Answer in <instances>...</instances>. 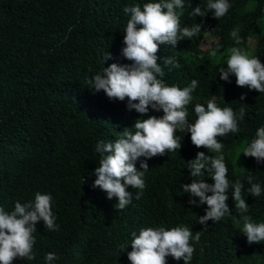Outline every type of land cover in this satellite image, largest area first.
Segmentation results:
<instances>
[{
	"label": "trees",
	"instance_id": "1",
	"mask_svg": "<svg viewBox=\"0 0 264 264\" xmlns=\"http://www.w3.org/2000/svg\"><path fill=\"white\" fill-rule=\"evenodd\" d=\"M147 2L158 0H0V206L10 212L15 201L34 200L37 191L51 194L59 227L48 231L43 221L38 222L35 259L17 258L13 264H45L48 252L59 257L53 264H130L127 253L133 231L187 225L195 234L204 227L197 218L205 214L207 205L189 204V199L197 204L199 200L181 188L192 181L186 163L205 150L191 143L190 133L177 131L183 136L177 152L147 159L143 194L136 199L138 190L129 188L133 199L124 210L116 208L115 197L109 200L104 191L93 187L100 158L96 142L114 141L138 118L163 115L162 110L149 109L146 115L128 110L127 98L109 100L102 90L92 94L84 84L85 77L103 66L130 63L120 54L130 18L123 9L142 8ZM207 2L184 0V7L177 9L181 25L199 23L201 32L179 41L175 48L161 45L157 63L164 68L168 85L183 88L193 79L199 82L187 106L189 122L196 119L195 104L206 107L213 97L220 107L236 112L245 108L241 131L217 139L224 144L228 179L244 183L249 211L239 213L230 189L226 201L230 216L217 223L206 222L207 230L194 242L191 264H264V241L248 244L241 233V215L264 222V162L246 157L243 170L236 173L227 155L234 145L244 140L249 144L264 126V93L237 86L234 75L221 80L218 69L227 66L210 61L201 50L206 36L229 48H244L251 38L255 47L249 53L264 64V0H229L232 6L219 20L211 12L204 17L190 15L197 6L206 9ZM233 30L242 38L239 45L230 35ZM106 51L112 59L103 65L101 57ZM168 56L175 57L181 67L168 71L171 65L165 66L163 60ZM242 94L244 100H240ZM245 170L251 172L253 183L261 185L259 197L247 193L250 185L243 179L248 174ZM203 179L212 183L206 171ZM122 244L129 245L120 252ZM167 264L183 261L169 256Z\"/></svg>",
	"mask_w": 264,
	"mask_h": 264
},
{
	"label": "clouds",
	"instance_id": "2",
	"mask_svg": "<svg viewBox=\"0 0 264 264\" xmlns=\"http://www.w3.org/2000/svg\"><path fill=\"white\" fill-rule=\"evenodd\" d=\"M231 6L229 0H208L206 9L197 6L192 8L190 15L204 17L211 12L219 20ZM183 7L184 0L147 2L142 8L140 5L124 7V13L130 18L127 20L120 54L130 63H111L90 78H84V84L92 94L102 90L109 100L124 101L127 98L128 110H135L141 115H146L149 109L163 112L159 117L151 115L147 119H136L134 125L125 127L114 141L100 139L96 142L95 152L100 158L99 166L94 169L96 179L93 187L104 191L109 200L115 197L118 210H124L132 202L133 193L128 191L129 188L138 190L136 199L142 196L146 187L145 173L149 171L147 159L181 149L183 136L177 135V131L190 133L191 143L196 148L203 147L218 154L208 156L198 151L195 158L186 163L192 181L181 185L184 193L199 200L197 204L196 200L189 199V204L207 205L205 214L197 218L204 227L195 234L187 225L143 227L138 234L133 231L131 251L127 253L130 264H167L169 256L176 261L182 260L183 264H191L195 252L194 242L198 243L202 231L207 230L206 222L211 220L217 223L230 216L231 210L226 203L230 189L239 213L249 211L244 199V183L241 179L235 182L228 179L229 169L222 154L224 144L217 139L241 131L239 123L244 119L245 108L241 107L236 112L231 107H220L213 97L207 101L206 107L195 104L196 119L189 122L187 106L193 101V93L199 82L193 79L183 88L175 84L168 85L164 80V68L157 63V52L161 45L175 48L179 41L184 38L190 40L201 32L202 25L199 23L181 25L177 9ZM230 35L237 45L242 43L238 30H233ZM211 55L216 56V50ZM110 59L112 56L107 51L101 57L103 65ZM163 60L165 66L171 65L168 71L181 67L175 57L168 56ZM225 64L226 68L218 69L221 80L228 81L229 76L234 75L237 86L264 93V64L259 57L239 47H232L228 49ZM244 99L242 94L240 100ZM242 154L255 158L258 164L264 162V126L256 130L255 137L242 148ZM142 157L144 159H140ZM205 171L212 183L204 182ZM247 173L243 177L250 185L246 191L252 197H259L262 187L259 183H253L251 172ZM52 207V195L40 191L35 192L34 200L25 203L15 201L14 209L10 212L0 206V264H13L17 258L28 261L35 259L33 247L36 243V224L43 221L48 231L59 230ZM241 219V233L248 244L264 241V222H254L253 217L246 214L241 215ZM127 246L122 244L120 252ZM58 259L56 253L48 252L45 264H53Z\"/></svg>",
	"mask_w": 264,
	"mask_h": 264
},
{
	"label": "rangeland",
	"instance_id": "3",
	"mask_svg": "<svg viewBox=\"0 0 264 264\" xmlns=\"http://www.w3.org/2000/svg\"><path fill=\"white\" fill-rule=\"evenodd\" d=\"M83 24H82V27H83ZM254 47H255L254 40H252L251 38H248L246 46L241 49L247 52H252ZM228 49L230 48L224 45V43L218 42L217 40L207 37V36L205 37V41L201 43L202 54L207 55L210 61L221 62L225 66H227L225 62H226L227 55H228ZM213 50H216L217 52L216 56L211 55V52ZM247 144H248V141L244 140L238 143L237 145H234L231 149L227 150V155L236 173H240L244 168L246 157L242 154V148L246 147ZM203 152L208 156L218 155L217 153L210 152L207 149H205Z\"/></svg>",
	"mask_w": 264,
	"mask_h": 264
}]
</instances>
